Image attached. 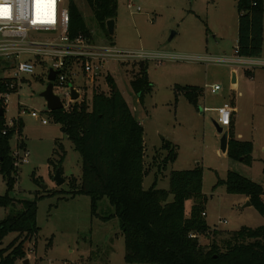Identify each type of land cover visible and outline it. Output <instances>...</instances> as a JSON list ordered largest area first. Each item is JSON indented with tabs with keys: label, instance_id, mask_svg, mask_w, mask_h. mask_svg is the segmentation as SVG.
<instances>
[{
	"label": "rangeland",
	"instance_id": "374dc122",
	"mask_svg": "<svg viewBox=\"0 0 264 264\" xmlns=\"http://www.w3.org/2000/svg\"><path fill=\"white\" fill-rule=\"evenodd\" d=\"M68 0H63L66 5ZM91 32L95 43H113L121 50H144L166 56L161 60L147 61V74L152 91L140 103L129 81L139 70V62L105 64L103 74L115 80L132 114L143 126L146 176L142 186L147 189L156 179V186L169 189V174L173 170L200 167L203 172L205 220L211 229L235 231L242 226L255 228L264 224L263 217L253 207H245L242 195L229 194L218 179H225L228 171L245 176L264 189V14L263 42L259 59L249 69L243 64L231 63L237 43L238 14L236 0H117V14L113 33L108 40L105 32L93 19L85 0H74ZM131 2L133 8H128ZM139 7V10H137ZM46 35V36H45ZM41 37V38H40ZM47 34L30 32L28 40L51 39ZM21 61L32 60L23 54ZM47 64L49 60L45 59ZM238 71L237 86L231 85V69ZM47 67L36 64L34 74L19 78V86L8 94L4 120L10 125L15 121L16 130L9 140L11 151L20 142L29 152L28 161L17 170V180L9 194L19 199H34L37 193L36 225L38 233L24 243L26 264H127L124 261V241L114 208L103 197L92 211L91 198L86 194L71 195L68 181L79 182L81 155L52 120L41 92L46 87ZM13 69L1 68L0 77L12 76ZM103 76L94 84L79 73L73 86L79 87V98L90 104L93 90L107 92ZM218 84L220 89L209 88ZM193 85L203 88L197 105L190 104L183 95H175L176 86ZM231 87L236 88L233 92ZM63 97V88H54ZM234 100L237 108L238 128L244 139L256 141L250 165L236 161L220 150L221 135L213 124L216 113L203 110L216 108ZM72 104V103H71ZM23 111V113L21 112ZM35 112L40 118L31 116ZM46 119L43 124L41 120ZM23 125L18 127V121ZM20 122V121H19ZM169 140L176 146L173 162L163 165L167 152L161 149L162 141ZM55 141L60 142L64 158L60 164L62 184L54 179L58 160ZM58 152H60L58 150ZM52 162V163H51ZM247 177V176H246ZM248 177V178H249ZM6 191L0 175V194ZM171 199V196H170ZM192 199H187L184 212L188 215ZM7 213L0 207V219ZM8 233L2 242L6 246L15 236ZM220 235V234H219ZM223 237V234L221 236ZM209 238L199 236L204 245ZM24 259L15 264H24Z\"/></svg>",
	"mask_w": 264,
	"mask_h": 264
},
{
	"label": "trees",
	"instance_id": "16d2710c",
	"mask_svg": "<svg viewBox=\"0 0 264 264\" xmlns=\"http://www.w3.org/2000/svg\"><path fill=\"white\" fill-rule=\"evenodd\" d=\"M93 19L108 40V20H115L117 0H85ZM68 35L79 34L91 38V32L74 0H68ZM238 31L236 47L240 57L257 58L262 52L264 0H236ZM148 64L139 61V70L129 81L138 101L152 91L147 74ZM107 92L93 90L91 103L75 100L67 108L49 111L53 121L60 125L63 135L71 141L81 155L79 182L71 178L68 183L71 195L86 194L91 198L95 213L97 202L107 198L114 208L124 241V261L127 264H264V224L255 228L242 226L235 231L211 229L205 220L202 194L203 172L200 167L173 170L169 174V189L156 186V179L147 189L142 186L146 176L144 129L132 114L115 80L105 76ZM11 78L0 77V93L9 89ZM175 95H183L196 106L203 88L193 85L176 86ZM0 175L6 186L0 194V207L7 213L0 219V264H15L25 259L24 243L35 238L37 193L34 199H19L9 192L17 180L9 140L15 133L4 120L5 106L0 100ZM20 121V122H19ZM18 121L21 129L23 123ZM232 126V125H231ZM228 129L227 156L246 165L252 163V142L236 139ZM54 153L60 168L64 150L60 142ZM18 147H24L23 141ZM161 149L167 152L164 168L177 156L176 146L163 140ZM58 150L60 152H58ZM52 163V162H51ZM61 171V170H60ZM264 173V168H263ZM229 194L244 195L264 219V189L262 185L235 171H228L226 178L218 179ZM171 196V199H170ZM187 199H192L188 215L184 212ZM8 233L14 238L4 247ZM190 234H195L190 237ZM220 234V235H219ZM223 234V237H219ZM199 236H206L202 245Z\"/></svg>",
	"mask_w": 264,
	"mask_h": 264
},
{
	"label": "built area",
	"instance_id": "2783aa9c",
	"mask_svg": "<svg viewBox=\"0 0 264 264\" xmlns=\"http://www.w3.org/2000/svg\"><path fill=\"white\" fill-rule=\"evenodd\" d=\"M48 2L50 0H44L43 4H40L38 0H0V65L1 62H9V67L1 66V68L14 70L12 76L7 77L12 79L8 84L9 89L15 86L17 90L19 78L24 74H34L35 65L43 64L47 67L45 73L47 83L49 70L56 72L55 80L52 83L53 92L54 88L65 90L63 97L59 96V98L63 103V108H67L75 101L71 99L70 89L74 88L80 92V88L72 84L73 78L79 73L84 76L87 82L94 84L108 74H103V70L105 64L109 62L120 64L166 58L161 53L156 55L144 50H121L109 42L95 44L81 34L70 38L67 4L65 5L63 0H52L53 7H50ZM127 7L133 8L132 3L128 2ZM30 32L47 34L51 39L28 40L27 36ZM23 54H29L33 59L21 61L20 58ZM234 55L229 59L230 62L243 64L247 69L250 68L249 65L253 61L255 65H262L260 60L240 57L236 46ZM45 59L49 60L50 64H47ZM233 84L231 83L232 86ZM209 88L212 92H216L220 86L212 84ZM231 90L235 91L233 87ZM8 94L9 91L0 93V100L4 106ZM203 110L215 111V121L223 130H228L231 126L235 109L229 101L216 108L204 107ZM21 112L23 113L22 110ZM30 114L40 118L35 112ZM41 122L47 123L46 119ZM12 156L13 166L18 168L22 163L28 161L29 152L25 147H17L15 151H12ZM194 236L195 234H190V237Z\"/></svg>",
	"mask_w": 264,
	"mask_h": 264
},
{
	"label": "water",
	"instance_id": "95a60500",
	"mask_svg": "<svg viewBox=\"0 0 264 264\" xmlns=\"http://www.w3.org/2000/svg\"><path fill=\"white\" fill-rule=\"evenodd\" d=\"M106 28L108 31V34L113 33L114 29V20H108L106 22ZM2 67H9V62H1ZM55 75L56 72L53 70H49L48 76H47V81L48 83L46 84L45 89L41 92V96L45 99L46 101V106H47V111H53V110H58L63 108V103L60 100L59 96H57L53 92V81L55 80ZM236 83V73L235 71L232 72L231 74V83ZM70 94H71V99L72 100H77L79 98V92H77L74 88L70 89ZM3 115L2 108L0 107V116ZM216 131L218 134L221 135L220 138V150L222 153H227V142L229 138L228 130H223L222 127H220L217 122L214 120L213 122ZM54 179L57 182V184H62L64 182V178L60 176V168L56 169L55 174H54ZM244 206H251L250 202L247 201ZM28 262L27 259L23 260V263L26 264Z\"/></svg>",
	"mask_w": 264,
	"mask_h": 264
},
{
	"label": "crops",
	"instance_id": "0c3cea01",
	"mask_svg": "<svg viewBox=\"0 0 264 264\" xmlns=\"http://www.w3.org/2000/svg\"><path fill=\"white\" fill-rule=\"evenodd\" d=\"M261 56V55H260ZM259 56V57H260ZM259 57H257L256 59H259ZM233 71H235V73H236V86H237V81H238V71H237V69H235V68H232L231 69V73L233 72ZM236 90V88H233V90ZM234 92V91H233ZM230 103H231V105L233 106V108L235 109V112L233 113V116H232V126H231V130H232V132H233V135H234V137L236 138V139H239V140H245L244 139V135H243V133H242V131H241V129L240 128H238V122H237V108H236V106H235V102H234V100H230L229 101ZM206 108H209V107H206ZM248 140H250L251 142H252V158L253 159H255V158H257V157H254V150H255V146H256V141L254 140V137L251 135V139H248ZM259 147H260V151L264 154V146H261V144L259 145ZM260 159H264V155H261L260 156ZM245 176H247V177H249L248 176V174L247 175H245ZM250 179H252V180H254L252 177H249ZM243 196V202H247L248 201V198L246 197V196H244V195H242ZM263 200H264V195H263ZM245 207H247V206H245ZM248 207H250V206H248Z\"/></svg>",
	"mask_w": 264,
	"mask_h": 264
},
{
	"label": "bare ground",
	"instance_id": "6f19581e",
	"mask_svg": "<svg viewBox=\"0 0 264 264\" xmlns=\"http://www.w3.org/2000/svg\"><path fill=\"white\" fill-rule=\"evenodd\" d=\"M43 1L44 0H38V2L40 3V4H43ZM49 3V6L50 7H53V5H52V0H50V2H48Z\"/></svg>",
	"mask_w": 264,
	"mask_h": 264
}]
</instances>
